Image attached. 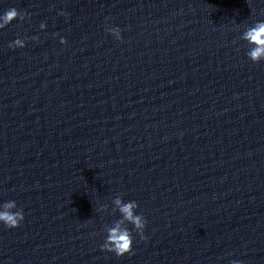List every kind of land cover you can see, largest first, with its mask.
Returning <instances> with one entry per match:
<instances>
[{
	"label": "clouds",
	"instance_id": "clouds-1",
	"mask_svg": "<svg viewBox=\"0 0 264 264\" xmlns=\"http://www.w3.org/2000/svg\"><path fill=\"white\" fill-rule=\"evenodd\" d=\"M63 15V13H60ZM19 18L24 19L16 8L7 9L2 15H0V29L5 28L12 21ZM41 28L45 27L44 23H41ZM109 32L115 34L120 38V30L118 28L108 29ZM35 38V37H34ZM242 39L249 44L254 45L248 52L247 56L255 63H259L264 60V21H257L253 26L249 27L242 35ZM61 43H66V40L61 39ZM25 42L22 39H16L9 44V47H24ZM113 203L116 205L117 210L122 216V219L107 229V237L105 242L101 245V249L107 252L115 253L118 257H122L125 254L132 253L133 250V236L131 231L127 227L122 225L125 222H129L134 226V229L143 238V232L147 224L146 219L142 215H138L134 212L138 205L135 201L124 202L120 197H117ZM15 201H7L0 205V222H2L8 228H17L24 220L23 210H17Z\"/></svg>",
	"mask_w": 264,
	"mask_h": 264
}]
</instances>
